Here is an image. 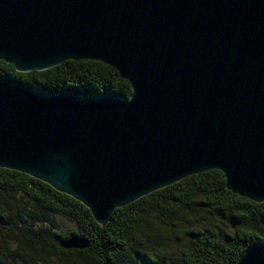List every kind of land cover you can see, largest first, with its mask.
Returning a JSON list of instances; mask_svg holds the SVG:
<instances>
[{"label":"water","instance_id":"water-1","mask_svg":"<svg viewBox=\"0 0 264 264\" xmlns=\"http://www.w3.org/2000/svg\"><path fill=\"white\" fill-rule=\"evenodd\" d=\"M68 59L115 67L132 94L47 93L0 75V167L73 196L101 224L210 169L264 201V0H0V60L30 72ZM237 264H264V245Z\"/></svg>","mask_w":264,"mask_h":264},{"label":"trees","instance_id":"trees-1","mask_svg":"<svg viewBox=\"0 0 264 264\" xmlns=\"http://www.w3.org/2000/svg\"><path fill=\"white\" fill-rule=\"evenodd\" d=\"M0 75L47 93L128 98L133 91L115 67L99 60L68 59L30 72L0 60ZM226 184L220 169L192 174L117 207L101 224L73 196L0 167V264H237L251 244L264 245V201ZM179 231L187 236L182 243ZM74 235L88 246H61Z\"/></svg>","mask_w":264,"mask_h":264},{"label":"rangeland","instance_id":"rangeland-1","mask_svg":"<svg viewBox=\"0 0 264 264\" xmlns=\"http://www.w3.org/2000/svg\"><path fill=\"white\" fill-rule=\"evenodd\" d=\"M186 234L183 232V231H179L178 233H177V236H178V238H179V242H183L184 240H185V237H187V236H185ZM176 242H177V239H176Z\"/></svg>","mask_w":264,"mask_h":264}]
</instances>
